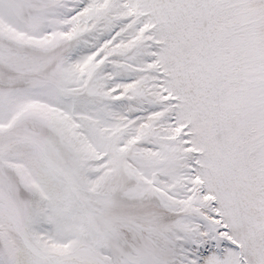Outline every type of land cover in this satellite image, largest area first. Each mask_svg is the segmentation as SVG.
<instances>
[{"label":"snow or ice","instance_id":"1","mask_svg":"<svg viewBox=\"0 0 264 264\" xmlns=\"http://www.w3.org/2000/svg\"><path fill=\"white\" fill-rule=\"evenodd\" d=\"M0 264H264V0H0Z\"/></svg>","mask_w":264,"mask_h":264}]
</instances>
